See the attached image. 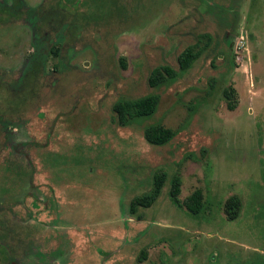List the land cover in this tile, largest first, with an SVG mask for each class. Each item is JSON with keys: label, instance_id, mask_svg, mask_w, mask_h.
Instances as JSON below:
<instances>
[{"label": "rangeland", "instance_id": "374dc122", "mask_svg": "<svg viewBox=\"0 0 264 264\" xmlns=\"http://www.w3.org/2000/svg\"><path fill=\"white\" fill-rule=\"evenodd\" d=\"M17 1L16 14L0 11V243L9 259L264 264V0ZM39 37L43 61L33 55ZM189 46L202 54L182 72L176 58ZM162 65L177 78L149 88ZM149 94L160 97L151 117L115 122V102ZM150 125L173 139L148 144ZM158 171L167 175L161 195L131 214ZM175 176L181 201L202 191L198 214L171 202ZM231 196L241 203L234 220L224 213Z\"/></svg>", "mask_w": 264, "mask_h": 264}, {"label": "trees", "instance_id": "16d2710c", "mask_svg": "<svg viewBox=\"0 0 264 264\" xmlns=\"http://www.w3.org/2000/svg\"><path fill=\"white\" fill-rule=\"evenodd\" d=\"M17 0H13L12 4L8 5L4 0L0 3V11L3 13L16 14V9H20ZM27 17L34 19L37 14V9H30L26 12ZM45 43L39 37L36 39L34 57L44 60ZM202 49H196V46H189L182 51L176 58L177 68L179 71H187L191 65L200 57ZM123 59H121L122 62ZM178 76V71L169 66L162 65L152 69L147 76V86L149 88H157L174 81ZM20 83H18L19 86ZM17 83L14 84L16 86ZM17 87V86H16ZM16 87L13 89L16 91ZM224 98L226 100L227 109L233 111L236 108V94L232 87L224 90ZM160 97L157 94H149L137 99H121L115 102L112 106L114 120L119 126H128L132 121L139 118L151 117L157 109ZM1 119V118H0ZM145 141L153 146H163L170 142L174 137V132L171 129L161 125H150L143 131ZM167 175L163 171L154 173L152 179L151 190L141 196L134 197L129 203V211L135 214L138 208L151 207L164 187ZM181 180L178 176L173 177L169 190V198L173 204L185 209L192 215L198 214L203 209V193L196 189L182 201L179 199L181 193ZM240 199L238 196H231L224 205V213L228 220H234L238 217L240 211Z\"/></svg>", "mask_w": 264, "mask_h": 264}, {"label": "flooded vegetation", "instance_id": "af4514ba", "mask_svg": "<svg viewBox=\"0 0 264 264\" xmlns=\"http://www.w3.org/2000/svg\"><path fill=\"white\" fill-rule=\"evenodd\" d=\"M1 244H2V243H0V254H1V253H7V258H8V260H9V264H16V263H15V260H13V259H9V253H10V251H8V249H6V247L1 246ZM3 250H4V252H3Z\"/></svg>", "mask_w": 264, "mask_h": 264}]
</instances>
